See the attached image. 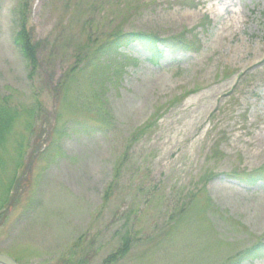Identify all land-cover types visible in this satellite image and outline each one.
I'll list each match as a JSON object with an SVG mask.
<instances>
[{
  "label": "rangeland",
  "instance_id": "1",
  "mask_svg": "<svg viewBox=\"0 0 264 264\" xmlns=\"http://www.w3.org/2000/svg\"><path fill=\"white\" fill-rule=\"evenodd\" d=\"M124 32L186 51L95 58ZM0 106L18 111L0 252L19 264H107L127 236L113 264H264V180L242 181L264 175V0H0Z\"/></svg>",
  "mask_w": 264,
  "mask_h": 264
},
{
  "label": "trees",
  "instance_id": "2",
  "mask_svg": "<svg viewBox=\"0 0 264 264\" xmlns=\"http://www.w3.org/2000/svg\"><path fill=\"white\" fill-rule=\"evenodd\" d=\"M21 22L20 28L15 35L14 44L16 47L22 51L23 57L26 59V63L31 65L33 68H37L38 63V53H39V45L34 42L32 38V31L28 29L25 24L24 18L26 14L22 11L19 12ZM19 18V19H20ZM102 42V40H101ZM183 41L173 42L172 39H161L160 37H156L154 35L143 34L138 32L133 33H116L114 36L103 42V45L96 48V59L100 62L106 60V64L110 65L112 60L117 58L124 59V65H133L137 66L139 62H149V64L154 68H162L161 60L168 55V52L174 53L178 50L186 51V48L183 47L180 49ZM121 66L117 71V74L125 68V66ZM120 75V74H119ZM18 118V111L16 109L8 108L7 106H0V150L8 145L9 139L12 134V130L14 129ZM1 165V160H0ZM1 168V166H0ZM249 175L246 179H242V181L246 185H260L263 182V176ZM10 197V196H9ZM8 197V198H9ZM11 199V198H10ZM10 199L8 201H10ZM131 239L130 236L124 237L122 247L115 253L113 256L107 259L106 263H116L120 260L119 257H123L128 254L131 249ZM253 252L261 253L264 251V244H260L254 247ZM252 250L248 251L250 253ZM257 253H253L252 257H260Z\"/></svg>",
  "mask_w": 264,
  "mask_h": 264
},
{
  "label": "water",
  "instance_id": "3",
  "mask_svg": "<svg viewBox=\"0 0 264 264\" xmlns=\"http://www.w3.org/2000/svg\"><path fill=\"white\" fill-rule=\"evenodd\" d=\"M0 264H19L14 261L10 256L0 253Z\"/></svg>",
  "mask_w": 264,
  "mask_h": 264
}]
</instances>
